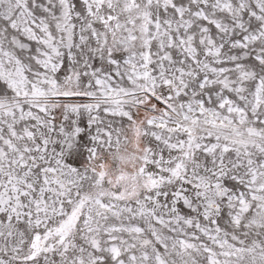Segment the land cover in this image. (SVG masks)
Returning <instances> with one entry per match:
<instances>
[{"label":"snow or ice","instance_id":"6c2138e0","mask_svg":"<svg viewBox=\"0 0 264 264\" xmlns=\"http://www.w3.org/2000/svg\"><path fill=\"white\" fill-rule=\"evenodd\" d=\"M0 264H264V0H0Z\"/></svg>","mask_w":264,"mask_h":264}]
</instances>
